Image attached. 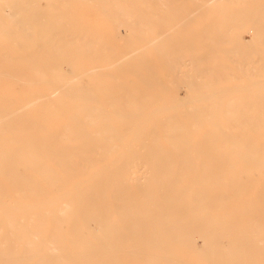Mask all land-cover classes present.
Returning <instances> with one entry per match:
<instances>
[{"label": "bare ground", "instance_id": "6f19581e", "mask_svg": "<svg viewBox=\"0 0 264 264\" xmlns=\"http://www.w3.org/2000/svg\"><path fill=\"white\" fill-rule=\"evenodd\" d=\"M0 264H264V0H0Z\"/></svg>", "mask_w": 264, "mask_h": 264}, {"label": "rangeland", "instance_id": "374dc122", "mask_svg": "<svg viewBox=\"0 0 264 264\" xmlns=\"http://www.w3.org/2000/svg\"><path fill=\"white\" fill-rule=\"evenodd\" d=\"M122 33H125L123 29H122Z\"/></svg>", "mask_w": 264, "mask_h": 264}]
</instances>
